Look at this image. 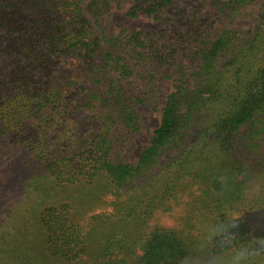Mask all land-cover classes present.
<instances>
[{"label": "trees", "instance_id": "obj_1", "mask_svg": "<svg viewBox=\"0 0 264 264\" xmlns=\"http://www.w3.org/2000/svg\"><path fill=\"white\" fill-rule=\"evenodd\" d=\"M125 3L163 24L176 5L187 62L151 32L114 33ZM214 7L211 34L175 0H0V186L20 189L0 210V264H179L221 209L218 175L264 173V0ZM167 66L173 90L132 162L136 108Z\"/></svg>", "mask_w": 264, "mask_h": 264}, {"label": "clouds", "instance_id": "obj_2", "mask_svg": "<svg viewBox=\"0 0 264 264\" xmlns=\"http://www.w3.org/2000/svg\"><path fill=\"white\" fill-rule=\"evenodd\" d=\"M217 180L221 209L214 219L195 221L191 250L179 264H264V223H257L264 217V173L222 172Z\"/></svg>", "mask_w": 264, "mask_h": 264}, {"label": "rangeland", "instance_id": "obj_3", "mask_svg": "<svg viewBox=\"0 0 264 264\" xmlns=\"http://www.w3.org/2000/svg\"><path fill=\"white\" fill-rule=\"evenodd\" d=\"M176 4L179 2V11L183 14L187 13L185 6L188 5L189 9L197 10L199 12L196 16H198L199 20L205 21L206 27H209L211 30V34H214L217 30L219 23L217 22V11L214 7L216 1L220 0H175ZM224 1V0H222ZM129 4L125 3L122 5L120 10L113 11L111 17L109 18L112 31L114 33L118 32L120 27H124L125 29H131L135 31H142V32H151L152 38L154 41V46L158 47L162 53L166 56H169L171 50L174 48L177 52L173 53V59L175 61H181L183 63L187 62V59H184L185 50L183 44L178 42V37L176 30L178 23V16L174 8H170L166 11L164 15L165 17L172 18L173 24L168 23V28L166 25L161 22L153 21L141 14L137 16L135 19L126 18L124 13L128 8ZM207 18V19H206ZM241 25L242 28H247L249 25H252V20H247L243 24L238 23ZM237 24V25H238ZM180 62V63H181ZM166 70H169V67L159 68L161 73V77L157 78L152 84V93H148L144 96L146 99L144 103H152L150 106L149 104L145 105H138L137 106V113H138V126L136 132H134L129 139L130 145L132 146L133 157L130 161L134 162L137 159L138 152L146 147L149 144L150 136L153 130L157 127L160 119V109L163 106L166 97L172 92V82L168 77H165ZM135 91L138 94H143L146 92L147 89L143 88V85L136 81L134 84ZM148 99V100H147ZM148 101V102H147ZM152 107L154 109H152ZM264 158V153H263ZM255 173V172H252ZM13 178V177H12ZM11 177L6 176L4 180H6V185L0 186V210L11 209L15 205V196H19L20 189L17 186L16 180H12ZM5 188H9L10 193L5 192ZM10 194V195H9ZM17 203V199H16ZM17 205V204H16ZM188 207V206H186ZM176 212H180L178 215L179 218L184 217L187 212H190V208H179ZM263 217L258 218V221L261 220ZM263 220V219H262ZM159 221L164 223L168 228H176L181 229V223H176L175 216L169 217L164 216L163 218H159ZM181 222V221H180Z\"/></svg>", "mask_w": 264, "mask_h": 264}]
</instances>
